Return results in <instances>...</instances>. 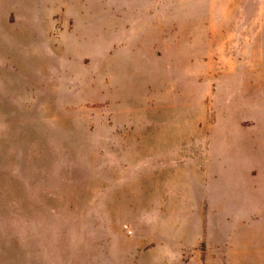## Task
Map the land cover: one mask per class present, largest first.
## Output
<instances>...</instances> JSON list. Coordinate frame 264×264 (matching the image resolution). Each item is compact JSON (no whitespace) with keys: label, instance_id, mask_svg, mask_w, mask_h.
I'll list each match as a JSON object with an SVG mask.
<instances>
[{"label":"rangeland","instance_id":"obj_1","mask_svg":"<svg viewBox=\"0 0 264 264\" xmlns=\"http://www.w3.org/2000/svg\"><path fill=\"white\" fill-rule=\"evenodd\" d=\"M0 264H264V0H0Z\"/></svg>","mask_w":264,"mask_h":264}]
</instances>
